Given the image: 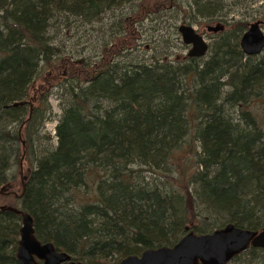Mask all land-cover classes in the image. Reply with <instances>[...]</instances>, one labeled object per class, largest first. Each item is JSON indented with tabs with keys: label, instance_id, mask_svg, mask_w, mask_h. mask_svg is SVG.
Masks as SVG:
<instances>
[{
	"label": "trees",
	"instance_id": "16d2710c",
	"mask_svg": "<svg viewBox=\"0 0 264 264\" xmlns=\"http://www.w3.org/2000/svg\"><path fill=\"white\" fill-rule=\"evenodd\" d=\"M134 3L0 0V186L23 157L19 207L40 240L85 264L172 245L188 230L264 225V126L246 107L237 108L239 120L226 113L264 98V49L241 50V22L218 31L205 59H115L136 38L123 22L148 11L139 4L134 12ZM192 4L199 15L225 19L220 0ZM115 12L116 31L97 36L93 24ZM62 34L74 37L70 47ZM89 36L100 56L82 62L73 53L84 52ZM71 59L89 68L73 71ZM61 63L72 71L54 84L62 111L52 142L43 129L49 91L34 99L30 86ZM205 214L225 219L200 225ZM20 224L18 212L0 210V264H21L14 255ZM249 257L264 264V247L250 246L228 264Z\"/></svg>",
	"mask_w": 264,
	"mask_h": 264
},
{
	"label": "rangeland",
	"instance_id": "374dc122",
	"mask_svg": "<svg viewBox=\"0 0 264 264\" xmlns=\"http://www.w3.org/2000/svg\"><path fill=\"white\" fill-rule=\"evenodd\" d=\"M169 2L172 4L175 2V4L173 6H168ZM192 2L193 0H135V3L132 6V8L135 6L134 12L139 9V4L142 7L148 9V11L145 12L142 10L138 13L139 15H136V17L130 14L126 24L123 22V26H125V28L130 29L131 32L136 34V38L131 39V41L129 40L130 46L122 49L121 53L117 54L115 59L123 58L125 60H136L142 57L150 60L154 57H162V59L167 58L169 60H176L178 58L184 61V59L187 57L189 45L182 41L177 27L181 23L190 24L196 29V31L198 30L203 35V37H205L208 44L215 41L217 38L216 35L218 33V31L207 30L208 24L214 25L220 22L223 25L222 31L229 32L235 26L233 24H241L242 22V25L244 24L242 29L243 31L249 25L248 23L257 19L260 21L259 24L264 31V0H220V3L223 4V7L218 13L222 14L225 19H219L216 16L206 17L199 15L196 11L195 4H192ZM161 5H164V7L149 11V7H160ZM124 12L129 13V10ZM115 14L117 13L115 12L111 15L108 14L104 16V19H100L95 24H93L94 30L97 31V36H101L102 32L104 36H109L112 31H116L114 26V22H117ZM134 18H136V21L133 22L132 19ZM241 32L239 33V36H241ZM60 37L64 41L69 39V41H65L68 47L71 46L70 42L74 41V37L68 38L66 34H62ZM90 37L91 36H89L86 41L87 46L84 48V52L81 53L78 51L77 53H73V55L76 57L77 55L79 56V54V57L84 56L83 61L80 60L82 62H88V60L95 62L98 61L100 56V43L96 46V43L93 42V38ZM210 52L211 51L209 48L207 53L202 56V59L208 57ZM71 62L73 71L79 67L80 69L85 70L89 68L86 63L80 64L77 60H72ZM64 64L65 65L61 63L56 65V67L44 69V72L41 74V76H37L30 86L31 98L34 99L43 92L42 88H47L49 91L47 99L50 105V111L47 112L43 129L52 136V142L55 141V137H53V135L55 133L54 126L57 123L56 119H58V116L62 111L61 102L58 98V88L57 86H54V84L63 76H67V74H69L67 71H72L67 63ZM225 88L227 89L228 85H226ZM238 107L248 108L254 113L255 117H257L258 122L264 126V98L261 95L250 100L249 103H244V105L226 106V113H229L233 120H239L240 113H238ZM22 158L18 162L17 160L15 161V164L11 168L12 172H14V177L5 183L2 190L0 191V207L12 206L17 208L20 206L19 196L23 189L22 181H25V176L28 170L27 163L25 162V159ZM221 215L224 214H205V216H199L197 223L200 225L208 224L209 227H215L224 221L225 218ZM108 262L115 263L114 256H111V258H109L104 263ZM258 262V257H249L247 258V261L242 258L239 261L233 262L232 264H258Z\"/></svg>",
	"mask_w": 264,
	"mask_h": 264
},
{
	"label": "water",
	"instance_id": "95a60500",
	"mask_svg": "<svg viewBox=\"0 0 264 264\" xmlns=\"http://www.w3.org/2000/svg\"><path fill=\"white\" fill-rule=\"evenodd\" d=\"M259 23V20H253L241 33L238 43L246 55L258 54L264 49V31ZM177 27L182 41L189 45L188 56L198 58L207 53L208 42L198 30L187 23H181ZM222 28L220 22L207 25V30L211 31H219ZM25 102L28 100H14L10 105H21ZM3 186H0V191ZM22 188L23 192V181ZM1 209L20 214L19 238L14 252L19 263L85 264L79 259H73L66 250L58 249L53 242L40 240L34 232L29 211L12 206H1ZM250 246L264 247V225L259 229H249L227 222L206 233L185 231L172 245L145 247L139 253H129L121 257L118 262L103 264H228Z\"/></svg>",
	"mask_w": 264,
	"mask_h": 264
},
{
	"label": "flooded vegetation",
	"instance_id": "af4514ba",
	"mask_svg": "<svg viewBox=\"0 0 264 264\" xmlns=\"http://www.w3.org/2000/svg\"><path fill=\"white\" fill-rule=\"evenodd\" d=\"M20 175H21V172H20Z\"/></svg>",
	"mask_w": 264,
	"mask_h": 264
}]
</instances>
